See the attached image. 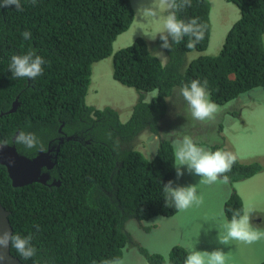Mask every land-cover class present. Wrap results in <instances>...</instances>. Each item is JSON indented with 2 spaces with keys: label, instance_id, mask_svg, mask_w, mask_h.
<instances>
[{
  "label": "trees",
  "instance_id": "obj_1",
  "mask_svg": "<svg viewBox=\"0 0 264 264\" xmlns=\"http://www.w3.org/2000/svg\"><path fill=\"white\" fill-rule=\"evenodd\" d=\"M130 1L37 0L33 6L29 0H21L22 12L15 6L0 8V141L10 144L18 130L35 133L45 148L41 152L49 145L59 147L55 165L48 171L58 187L49 186V181L14 188L0 166V204L9 213L12 232L21 236L32 233V245L37 249L34 257L25 260L9 248L19 264L122 260L131 243L124 229L126 222L190 214L201 203L178 209L170 197L165 200L163 187L175 176V138H161L150 160L134 148L136 138L144 131L158 136L165 129L174 92L193 80H207L211 100L220 107L254 88H264V0H227L240 18L214 57L202 54L211 35L209 3L192 0V6L177 16L186 22L198 18L204 26V38L194 48L187 47V36L172 50L161 48L159 37L153 46L139 37L113 56L112 77L117 83L138 92H156V96L145 101L140 94L125 123L115 109L87 106L92 65L112 55L113 43L133 23ZM24 31L31 32V39L23 38ZM30 50L47 62L44 74L34 80L13 78L11 57ZM154 52H162L165 61ZM15 100L18 108L7 114ZM187 113L192 118L190 108ZM228 114L233 119L240 115L235 111ZM69 137L77 140L66 141ZM60 139L64 140L61 144ZM204 143L197 145L216 151ZM16 150L28 158L39 153L22 145ZM262 172L264 166L259 162L243 164L236 155L226 175L232 186ZM189 185L195 184L188 182L183 187ZM195 186L203 202L206 189L202 184ZM236 209L243 210V204L233 189L224 209L227 220H231L230 210ZM34 225H39V231ZM134 246L147 264H184L189 254L178 245L167 256Z\"/></svg>",
  "mask_w": 264,
  "mask_h": 264
},
{
  "label": "rangeland",
  "instance_id": "obj_2",
  "mask_svg": "<svg viewBox=\"0 0 264 264\" xmlns=\"http://www.w3.org/2000/svg\"><path fill=\"white\" fill-rule=\"evenodd\" d=\"M207 1L210 6L211 35L208 48L202 54L214 57L220 52L227 32L239 20L240 16L235 6L227 0ZM149 2L150 0L130 1L134 12L133 23L113 43L112 55L92 65L91 83L85 97L87 106L98 109L110 107L118 111L120 121L123 123L129 118L132 107L140 94L144 95L145 101L156 96V92L145 93L126 88L112 77V62L115 53L132 45L139 37L153 46L159 36L157 34L164 31L162 22L157 23L137 15L138 6L141 3ZM161 15H166V13L162 12ZM156 35V39L153 40ZM154 54L165 61L166 58L162 52H154ZM191 58L192 56H189V60ZM188 108L189 106L180 95V91H175L174 97L171 99V106L169 105L168 115L165 118L168 120L161 134L166 139L175 138L174 149L177 141H181L184 136H189L193 142L196 141L198 144L205 140L206 144L210 146H223V148L232 150L241 163L248 164L257 161L264 166V88H254L241 94L227 105L219 106V111L214 118L205 121L189 119ZM228 111L239 112L240 115L233 116L235 118L233 119ZM180 122L182 123L180 124ZM169 123L170 126L167 129ZM198 125L204 127L202 130L206 132L194 129ZM135 141L134 148L150 160L157 150L159 138L144 131ZM177 165L178 161L175 160V167ZM181 171L184 173L181 177L189 180L192 173L188 172L187 167L183 166ZM176 178L175 168L174 180ZM203 186L206 189V197L201 205L188 215L179 212L172 217L154 218L149 222H137L134 219L126 222L124 229L130 235L131 243L123 251V264H147L134 245L143 247L150 253L163 256L168 255L167 252L171 247L178 245L189 254L194 248L197 251L207 252L221 250L226 256V264H259L263 262L264 238L250 244L230 240L227 245L221 244L219 238L226 234L223 227L226 222L224 203L233 189L242 200L243 210L250 214L252 228L258 227L264 232V225L259 224L264 218V172L233 186L220 182ZM155 221L156 226L150 227L146 231L145 228ZM254 222L258 224H253Z\"/></svg>",
  "mask_w": 264,
  "mask_h": 264
},
{
  "label": "clouds",
  "instance_id": "obj_3",
  "mask_svg": "<svg viewBox=\"0 0 264 264\" xmlns=\"http://www.w3.org/2000/svg\"><path fill=\"white\" fill-rule=\"evenodd\" d=\"M29 2L33 6L37 4V0H29ZM10 6H15V10L18 12L24 10L21 0H2L0 2V8ZM191 6L192 0H150L149 3H141L138 6L137 15L157 23H163L164 31L157 34L162 41L161 48L172 50L173 45L180 44L184 37L187 36L189 38L187 47L191 49L203 40L204 26L199 22L198 18H190L186 22L177 16L178 12ZM162 12L166 13V15H161ZM31 35L30 31L22 33L25 40L31 39ZM157 35L153 40L156 39ZM46 63L45 59L38 55L35 50H30L24 55H13L9 67L13 78L34 80L44 74L43 66ZM180 95L187 102L194 120L205 121L212 119L219 111V106L211 100L207 80L203 82L193 80L190 84L183 85L180 88ZM162 132L155 137H158L159 140L161 138L165 139L161 135ZM14 143L22 145L29 150L45 151L44 145L33 132L19 131L14 137ZM6 144L7 141H0V149H3ZM197 144L189 136H184L181 141H177L175 144L174 156L175 160L178 161V165L175 167L177 178L175 180L173 178L163 188L166 193V202L167 198L170 197L178 209H185L193 203H202V199L197 195V186L195 185L210 186L218 182L227 184L229 177L226 173L231 171L236 161L235 153L230 149H226V147L212 145L211 147H215L216 151H210ZM183 166H186L188 172L192 173L189 180L181 177L184 174L181 171ZM188 182L195 185L183 187ZM226 203L227 200L224 203V209ZM230 211L232 212L231 220L226 219L223 225L226 234L219 238L221 244L227 245L230 240H238L250 244L264 238V232L252 228L249 212L242 209ZM242 211L243 214H241ZM155 226L156 221L149 228H154ZM34 227L39 231V225H34ZM33 238L32 233L27 236H21L18 233L4 230L0 232V252L14 248L25 260L31 259L37 254V249L32 245ZM4 259L5 257L0 255V261ZM102 264H123V261L120 259L104 260ZM184 264H226V256L221 250L207 252L197 251L194 248L186 256Z\"/></svg>",
  "mask_w": 264,
  "mask_h": 264
},
{
  "label": "water",
  "instance_id": "obj_4",
  "mask_svg": "<svg viewBox=\"0 0 264 264\" xmlns=\"http://www.w3.org/2000/svg\"><path fill=\"white\" fill-rule=\"evenodd\" d=\"M16 105L17 102L15 101L9 113L15 110ZM68 140L76 141L77 138L69 137L66 141ZM63 141L60 139L59 144ZM58 151V146L49 145L46 152H41L32 158H28L19 154L13 145L6 144L3 149H0V166L5 169L11 185L14 188L24 187L33 183L47 185L51 181V176L48 171L53 169ZM49 186L58 187L59 182L52 180ZM8 216L9 213L0 205V232L4 230L12 231ZM0 255L5 257L3 261H0V264H19V261L10 254L9 249L3 250L0 252Z\"/></svg>",
  "mask_w": 264,
  "mask_h": 264
},
{
  "label": "flooded vegetation",
  "instance_id": "obj_5",
  "mask_svg": "<svg viewBox=\"0 0 264 264\" xmlns=\"http://www.w3.org/2000/svg\"><path fill=\"white\" fill-rule=\"evenodd\" d=\"M15 101H16V100H15ZM16 102H17V101H16ZM13 103H14V102H13ZM13 103H12V104H13ZM17 105H18V103H17ZM17 105H16L15 109L18 108ZM12 107H13V105H12ZM13 109H14V108H13ZM14 111H15V110H13V112H14ZM13 112H12V113H13ZM7 114H10V113H7ZM18 132H19V131L16 130V132L14 133V135L10 138V144H7V145H13V146L15 147V149L17 148L18 145L14 143V137L16 136V134H17ZM16 151H17V150H16ZM39 153H41V151H39ZM39 153H38V154H39Z\"/></svg>",
  "mask_w": 264,
  "mask_h": 264
}]
</instances>
